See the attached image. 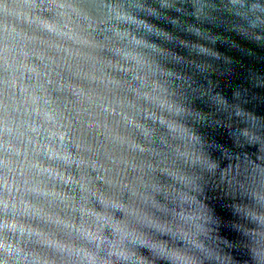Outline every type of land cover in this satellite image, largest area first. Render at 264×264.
I'll use <instances>...</instances> for the list:
<instances>
[{
	"label": "water",
	"instance_id": "95a60500",
	"mask_svg": "<svg viewBox=\"0 0 264 264\" xmlns=\"http://www.w3.org/2000/svg\"><path fill=\"white\" fill-rule=\"evenodd\" d=\"M259 169L264 0H0V264H259Z\"/></svg>",
	"mask_w": 264,
	"mask_h": 264
},
{
	"label": "clouds",
	"instance_id": "9594fccd",
	"mask_svg": "<svg viewBox=\"0 0 264 264\" xmlns=\"http://www.w3.org/2000/svg\"><path fill=\"white\" fill-rule=\"evenodd\" d=\"M202 156H203V159L208 161L210 170L216 167L215 163L209 161L204 154H202ZM258 173H259L260 179L264 181V170L259 169ZM240 187L244 188L243 185H240ZM256 200L261 206H264V200L261 199V196L259 197L256 196ZM236 211L239 214H241L243 217L248 218L252 222L256 223L259 226V229H260L259 231L261 233H264V222H262V220L260 219V217L264 215L258 217L255 215V211L252 208L246 207L242 204L236 206ZM252 240L254 243L252 252L254 256L256 257L257 261L259 262V264H264V235L260 236L259 238L257 236L252 235ZM160 257L170 261V264H174V262L177 260V257H175L171 253L162 252ZM224 264H228V261L225 260Z\"/></svg>",
	"mask_w": 264,
	"mask_h": 264
},
{
	"label": "snow or ice",
	"instance_id": "6c2138e0",
	"mask_svg": "<svg viewBox=\"0 0 264 264\" xmlns=\"http://www.w3.org/2000/svg\"><path fill=\"white\" fill-rule=\"evenodd\" d=\"M246 135H248V133H246ZM209 167V164H208ZM261 199L264 200V196H261ZM260 219L262 220V222H264V216L260 217Z\"/></svg>",
	"mask_w": 264,
	"mask_h": 264
}]
</instances>
